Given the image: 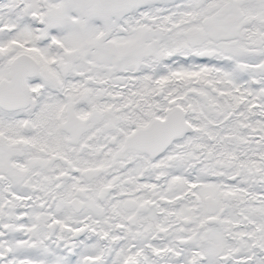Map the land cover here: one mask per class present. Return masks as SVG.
Here are the masks:
<instances>
[{
  "label": "snow or ice",
  "instance_id": "snow-or-ice-1",
  "mask_svg": "<svg viewBox=\"0 0 264 264\" xmlns=\"http://www.w3.org/2000/svg\"><path fill=\"white\" fill-rule=\"evenodd\" d=\"M0 264H264V0H0Z\"/></svg>",
  "mask_w": 264,
  "mask_h": 264
}]
</instances>
